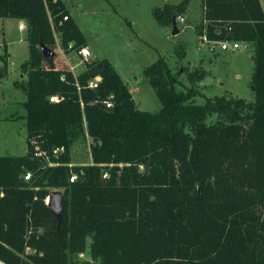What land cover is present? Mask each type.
I'll return each instance as SVG.
<instances>
[{
  "label": "trees",
  "instance_id": "16d2710c",
  "mask_svg": "<svg viewBox=\"0 0 264 264\" xmlns=\"http://www.w3.org/2000/svg\"><path fill=\"white\" fill-rule=\"evenodd\" d=\"M65 1L0 0L1 19L27 22L30 51L27 78L16 82L27 95L28 151L0 156V264H264L261 0H203L195 27L202 41L253 44L255 101L198 105L194 88L178 91L181 71L160 58L145 69L163 105L157 113L140 110L109 59L80 56L78 76L61 61L58 47L69 55L89 46ZM192 1L153 15L173 28ZM41 43L55 57L45 61ZM88 138L92 163L77 165L73 150ZM54 190L63 192L60 221L48 205Z\"/></svg>",
  "mask_w": 264,
  "mask_h": 264
},
{
  "label": "rangeland",
  "instance_id": "374dc122",
  "mask_svg": "<svg viewBox=\"0 0 264 264\" xmlns=\"http://www.w3.org/2000/svg\"><path fill=\"white\" fill-rule=\"evenodd\" d=\"M182 1L66 0L65 3L90 43L91 56L84 60L109 59L140 110L157 113L163 107L155 88L145 77V69L160 58L167 60L173 74L181 71L177 89L194 88L196 97L193 101L198 105L221 96L255 101L251 90L255 73L254 46L242 42L241 49L233 53L222 50L220 42H203L195 30L201 24L202 0H193L187 16H183L185 22H177L178 35H173V28L157 22L154 8L178 5ZM28 32V24L21 30L17 19L0 18V156H24L28 151L24 106L27 95L16 86V82H24L27 78L21 67L30 56ZM5 44L8 49L7 73L2 60L6 54ZM213 45L217 46L212 49ZM62 54L61 61L74 68L76 76L85 70V62L78 54ZM61 57L59 53L57 59ZM192 73H196L195 81L191 80ZM209 122L214 123L215 117ZM91 142L88 138L86 142L76 144L73 150L75 164L92 163ZM82 260L90 261L91 257L87 253Z\"/></svg>",
  "mask_w": 264,
  "mask_h": 264
},
{
  "label": "built area",
  "instance_id": "2783aa9c",
  "mask_svg": "<svg viewBox=\"0 0 264 264\" xmlns=\"http://www.w3.org/2000/svg\"><path fill=\"white\" fill-rule=\"evenodd\" d=\"M65 20H68V17H67V16L65 17ZM177 22H185V18H184L183 16H179V17L177 18ZM204 42L212 43V42H209V41L207 40V38H204ZM217 43H218V42H217ZM220 44H221V48H222V50H224V51H228V50H230V51H232V52L234 53V52H236L237 50H240V49H241V44H240V42L224 41V42H220ZM214 46H217V45H213V46H212V49L214 48ZM72 47H73V44H70V48H72ZM59 50H60L62 53H64L60 48H59ZM78 54H79V56H81V57L84 58V59H87V58H89V57L91 56V52H90V50H89L88 47L81 49V50L79 51ZM71 70H72V72H73L74 68H71ZM101 81H102V79H100V77H97V78L95 79V81H93V82L90 83V87H91V88H98V86H99V84L101 83ZM113 98H114V96H110V97L105 101V104H106V106H107L108 108H111V107L113 106V102H112ZM52 100H53V101H59V98H58V97H53ZM82 105L84 106V104H82ZM141 170H144V166L141 167ZM30 179H31V174L28 173V174L25 176V180L28 181V180H30ZM76 180H78V176H76V175H73V176L71 177V179H70L71 182H75ZM85 255H86L85 253H82V254L80 255V258L83 259V258L85 257ZM90 262L93 263V262H92V259L90 260Z\"/></svg>",
  "mask_w": 264,
  "mask_h": 264
},
{
  "label": "water",
  "instance_id": "95a60500",
  "mask_svg": "<svg viewBox=\"0 0 264 264\" xmlns=\"http://www.w3.org/2000/svg\"><path fill=\"white\" fill-rule=\"evenodd\" d=\"M179 33H180V30L178 28L177 19H175L173 22V35H178ZM40 48L43 54V59L45 61L55 57V52H53L43 43H41ZM100 79L102 78L100 77ZM48 205L53 209L55 216L60 221L62 217V212H63V192L53 191L49 196Z\"/></svg>",
  "mask_w": 264,
  "mask_h": 264
},
{
  "label": "crops",
  "instance_id": "0c3cea01",
  "mask_svg": "<svg viewBox=\"0 0 264 264\" xmlns=\"http://www.w3.org/2000/svg\"><path fill=\"white\" fill-rule=\"evenodd\" d=\"M261 3H262V6H263V8H264V4H263V0H261ZM203 14H204V6H203V0H202V19H201V23H202V21H203ZM185 17L187 16L186 15V13H185V15H184ZM19 21V23H20V29L21 30H24V29H26V25H27V22L26 21H23V20H18ZM197 27V26H196ZM201 39V38H200ZM89 42V41H88ZM204 42V41H203ZM251 45H253V44H251ZM91 48V46H90V43H89V46H88V48ZM111 62V61H110ZM112 63V62H111ZM113 64V63H112ZM115 67V66H114ZM76 76V75H75Z\"/></svg>",
  "mask_w": 264,
  "mask_h": 264
}]
</instances>
